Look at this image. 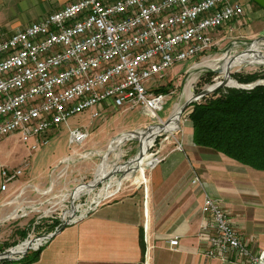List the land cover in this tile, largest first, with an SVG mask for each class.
<instances>
[{
	"label": "built area",
	"instance_id": "obj_1",
	"mask_svg": "<svg viewBox=\"0 0 264 264\" xmlns=\"http://www.w3.org/2000/svg\"><path fill=\"white\" fill-rule=\"evenodd\" d=\"M244 14L242 0H76L24 29L5 33L0 28V141L17 135L35 151L68 119L103 104L125 112L140 107L146 116L164 124L159 112L164 110L167 95L147 84L164 79L176 63L207 54L216 45L211 33ZM254 44L264 55V40L252 42L250 48ZM233 45L247 43L234 40ZM97 116L98 112L92 114ZM89 138V129L83 126L71 132L70 144L82 148ZM176 148L182 151L183 144L177 141ZM88 154L75 149L72 157ZM150 155L153 162L148 169L164 160L157 151ZM29 166L27 159L18 168H2L0 191L6 192ZM192 183L202 186L197 176ZM143 185L147 194V183ZM32 187L25 186L5 204L12 210L3 219L26 218L43 205L51 208L34 222L25 239L32 243L19 244L26 255L17 256L16 261L30 251L42 250L50 241L40 237L58 232L67 221L72 225L85 219L120 190L110 193L107 189L111 186H104L105 200L99 201L104 193L97 198L84 192L71 202L61 192L53 195V181L41 199H28ZM57 207L65 209L54 217ZM202 213L198 240L205 256L223 262L264 264V250L251 248L220 200L206 195ZM45 218L52 219L46 221L51 230L44 228L34 237L36 225H44ZM144 230L148 232L147 225ZM168 243L177 250L179 239Z\"/></svg>",
	"mask_w": 264,
	"mask_h": 264
},
{
	"label": "crops",
	"instance_id": "obj_2",
	"mask_svg": "<svg viewBox=\"0 0 264 264\" xmlns=\"http://www.w3.org/2000/svg\"><path fill=\"white\" fill-rule=\"evenodd\" d=\"M33 1L35 7L29 8L32 17L29 14L31 20L28 24L76 0ZM12 3L13 0H0V28L5 33L21 30L18 26L25 24L13 18ZM242 4L245 7L244 16L222 28L225 36L218 40L213 38L217 44L228 37L230 44L234 40L264 38V7L254 0H242ZM16 27L18 29H13ZM103 110L95 108V112L100 114H103ZM187 121L182 122V133L176 137V143L168 140L160 143L157 152L164 156V160L155 168L149 169L146 174V168L152 164L150 161L153 162L148 154L146 168H142V171L137 170L130 177H125L128 172L125 169L122 171L124 178L113 180L119 190L124 181L134 179L136 174L133 192L119 198L114 196L113 200L103 203L85 219L66 227L42 248L39 259L31 264H240L234 260L223 262L211 259L203 254L198 233L204 220L202 205L206 195L224 204L233 224L253 250H264V171L196 146L189 117ZM135 130L120 132L109 144L119 135ZM13 137L16 136L1 140L0 146ZM127 141L130 140L122 142L119 148ZM177 141L183 144L182 151L176 148ZM18 167L0 166V187L2 168ZM107 167L99 182L114 172L111 171L113 166L108 164ZM30 170L31 165L25 172ZM52 175L49 178L40 176L35 183L29 179L28 173L27 178L22 175L10 184L6 192L0 191L1 211H11L12 207L5 204L15 199L27 185L34 186L28 189L27 195L34 197L33 200L41 199V194L51 186L52 181L56 182L55 175ZM196 176L200 178L202 186L192 183ZM94 182L91 186L79 185L70 196L77 199L80 194L91 192ZM55 188L53 195L57 194ZM145 225L148 226L147 233ZM174 238L179 239L177 250L171 249L168 243L169 239Z\"/></svg>",
	"mask_w": 264,
	"mask_h": 264
},
{
	"label": "rangeland",
	"instance_id": "obj_3",
	"mask_svg": "<svg viewBox=\"0 0 264 264\" xmlns=\"http://www.w3.org/2000/svg\"><path fill=\"white\" fill-rule=\"evenodd\" d=\"M35 1L33 0H13L12 6V15L13 18L19 19L24 25L18 26L20 29H24L32 23H27L31 20L29 17L30 11L29 8L35 7ZM32 14H30L31 16ZM32 17V16H31ZM42 19V18H40ZM39 19V20H40ZM38 20V21H39ZM37 22V21H36ZM228 26V25H227ZM224 26L223 28H226ZM13 28V29H18ZM211 36L218 40L225 36V31L223 29L219 31H214L211 33ZM230 39H226L220 44H217L211 49L207 54L201 57H192L180 63H176L172 68H170L165 75L164 79L156 78L155 80L150 81L147 84V87L153 89H161V92L164 95H167V102L162 112H159V117L163 121H167L170 116L176 115L178 112V106L186 102L187 98H193V94H198L207 87L215 84L217 81H221L225 76L228 70L231 71L232 79L235 80V74L247 75L250 73L261 72L264 70V66L254 65L257 63L263 64L264 59L257 60L260 49L255 48L259 47L258 44H254L251 48L252 41L247 40L246 46H234L230 44ZM250 48V49H249ZM250 50L248 52L247 50ZM230 55L232 58V63L228 62L224 66V71L217 73L215 69L210 68V66H218L219 64L224 63L225 55ZM207 62V67H201ZM200 65V67H195V65ZM206 64V63H205ZM213 69V70H212ZM206 70V71H205ZM237 81V80H236ZM192 83V84H191ZM247 85V84H241ZM249 85V84H248ZM232 89V88H224ZM188 90L191 91V94L187 96ZM186 93V94H185ZM187 96L186 98H184ZM104 108L103 114L99 113V116L92 117L95 110H89L80 115L74 116L66 123L61 125L56 130L50 132L48 136L47 144L40 146L39 149L35 151L30 150V144H25L19 140V137H13L11 140L6 141L3 145L0 146V166L8 167H18L20 164H24L25 160L30 159L31 170L24 172L23 178H27V173L29 174V179L34 183L37 182V179L40 176L49 178L50 174L55 175V180L57 182L55 191L62 193L68 197V200L71 202L73 198L70 196L74 189L79 185L91 184L95 181V175L97 178V170L103 162V153H105L109 147V141L117 136L120 132L127 131H138L145 130L148 126L151 125H161L158 120H154L149 116H146L140 107H136L133 110L127 112L119 110L113 107H108L106 104L99 105L96 107ZM190 109L185 111L182 116L181 121L188 123V112ZM86 127L89 129L90 138L86 145L82 148L78 146H72L70 144V136L73 130H76L81 127ZM141 127V128H139ZM183 124L181 123V129L174 132H159V134L152 136L149 140L150 147L155 141V146L149 147L147 152L149 155L157 151L160 143L162 141H171L176 143V137L181 136ZM156 136V137H155ZM139 140V141H138ZM168 140V141H167ZM141 139H135L127 141L123 144L118 151L116 146L113 148L114 152L110 154L108 164L112 167L111 171H124L129 168L125 164L134 159L140 150L142 149ZM141 144V145H140ZM121 145V144H120ZM79 149L82 153H91V158H82L79 155L74 154V150ZM112 150V151H113ZM96 152H102L101 155ZM85 156V155H84ZM72 157V160L65 161ZM90 157V156H89ZM135 162V161H133ZM147 161L144 162L142 168H146ZM20 165V166H21ZM53 170L55 172H53ZM106 172L108 167L104 169ZM62 171L64 173H62ZM149 169L147 168L146 174ZM62 173V175H60ZM97 173V174H96ZM140 173H142L140 171ZM136 177V174L134 175ZM134 177V179H135ZM114 179H121L120 175H116L109 180L101 183L98 188L93 189L91 192H87V197H97L102 195V198H99V201L105 200L107 192H112L117 190V186L114 184ZM134 179L126 180L123 183V186L117 193V197L129 194L133 192L135 188ZM55 182V183H56ZM107 189L108 186H111L110 189H107V192H103V187ZM112 190V191H109ZM115 196V197H116ZM86 197V196H85ZM115 197H111L105 200L103 203H106L110 200H113ZM118 197V198H119ZM34 197H29L28 199L33 200ZM85 198H83L84 200ZM34 207V206H33ZM38 207V206H37ZM35 208V207H34ZM47 208L50 206H39L38 211H33L30 215L23 219H17L12 221H5L3 218L6 215L7 210L1 212L0 215V253L19 245L23 242L29 233H32L34 222L37 220L38 216H42L47 212ZM65 208H56V211L52 213V216L59 217L64 212ZM44 225H36L34 237L38 238L40 232L45 228L46 230H51V224L46 223L51 218L43 219ZM50 228V229H49ZM29 244V243H28ZM34 251H30V255Z\"/></svg>",
	"mask_w": 264,
	"mask_h": 264
},
{
	"label": "trees",
	"instance_id": "obj_4",
	"mask_svg": "<svg viewBox=\"0 0 264 264\" xmlns=\"http://www.w3.org/2000/svg\"><path fill=\"white\" fill-rule=\"evenodd\" d=\"M234 78L247 85L264 81V70L235 74ZM156 91L162 93L161 89ZM189 109L196 146L264 171V84L250 90L221 89ZM40 253L41 250L19 261H2L0 264H31L39 259Z\"/></svg>",
	"mask_w": 264,
	"mask_h": 264
},
{
	"label": "bare ground",
	"instance_id": "obj_5",
	"mask_svg": "<svg viewBox=\"0 0 264 264\" xmlns=\"http://www.w3.org/2000/svg\"><path fill=\"white\" fill-rule=\"evenodd\" d=\"M255 48H259V47H255ZM223 60H224L223 64H219L218 66L216 65L215 67L214 66H212V67L210 66V68H213L215 70L223 72L224 71V66H226L228 62L232 63V58H231L230 55L227 54V55H225ZM205 63L203 65L201 64V67H207L208 68L209 63L208 64H207V62H205ZM198 66L200 67V65H196L195 67H198ZM219 82L220 81H217L215 84L209 86L208 89H213L217 85V83H219ZM237 86H238V82H236V80L232 79V80H230V82H228V86L227 87L228 88H233V87H237ZM189 94H191L190 90H188L187 96H189ZM187 96H185L184 98H186ZM179 111H180V106H178V112H177L176 115H173V120L169 124H166V125L165 124H161V125H159V127H154L153 130H151L150 132H146L144 130H138V131H135L136 133L135 132H131V133L123 134V135H120V136L116 137L114 140H112V142L110 143L107 151L104 153L103 162H102V164L100 165V167L98 169V173L99 174L96 173L97 174V178H95V181L99 182L100 180H102V177L104 176V173L106 172L104 169L108 166V160H109L110 154L114 152L113 148L115 146H116V148H119V145L122 142L126 141V140L141 139L143 156L139 160H137V161L135 160L136 162H135V164L133 166H132V164L134 162L129 166V168H127L126 171H128V172L126 173L125 177H130L131 173H135L137 170H141L142 166H143V163L146 160H148V158H149L148 153H146L147 152V148H148V140L152 136L159 134V132H161V131L162 132H174V131H176L179 128V124H178ZM89 156H91V155H89V154L85 155V156H83V158H89ZM151 163H152V161H150V164ZM93 185H94V183L92 184V187H93ZM27 245H29V244H27ZM35 246H37V245H35ZM22 250H23V247L20 246L19 248L15 249L13 251V254H17V253L21 252Z\"/></svg>",
	"mask_w": 264,
	"mask_h": 264
},
{
	"label": "water",
	"instance_id": "obj_6",
	"mask_svg": "<svg viewBox=\"0 0 264 264\" xmlns=\"http://www.w3.org/2000/svg\"><path fill=\"white\" fill-rule=\"evenodd\" d=\"M254 1L259 3V4H261L264 7V0H254ZM257 40H264V38H258V39L252 40V42H255ZM249 49L247 50L248 52H250ZM262 58L264 59V55L259 52V55L257 56V60L259 61ZM254 65L264 66V63L263 64L257 63V64H254ZM216 72L220 74V71L216 70ZM230 80H232V76H231V71L228 70V72L226 73V76L219 83H217V85L213 89H208V87H207L206 89L202 90L200 93L193 94V98H187L186 102L183 103L182 105H180V111H179V114H178L179 115V120H178L179 128L177 130L181 129V123H182L181 119H182V116L185 113V111H187L195 103H198V102L202 101L205 97H207V96H209L211 94H214V93H216L217 91H219L221 89L227 88L228 82H230ZM263 83H264L263 80H259V81L255 82V83H251L249 85H241L240 83H238V86L237 87H233V88L250 90V89L255 88L256 86L262 85ZM173 115L170 116L169 119L164 123L165 125L169 124L170 122H172ZM154 127H159V125H151L148 128H146L144 131L150 132L151 130H153ZM142 156H143V152H142V149H141L140 152L138 153V155L134 159L128 161L125 165L126 166H130L133 163V161L139 160ZM116 175H120L121 179L124 178V172L115 171V172L109 174V176L107 178H104V180H109L110 178H112V177H114ZM86 185L87 186H91L90 184H86ZM99 185H100V182H96L95 181L94 185H93V189L97 188ZM68 226H70V223L67 221V222H65L63 224L61 229L58 230V232H56V233H54V234H52L50 236L48 235V236H43V237H40V238L43 239L45 237H49V239L51 240L53 237H55L58 234H60ZM27 242H28L27 240H24L20 245H25V244H27ZM31 243L32 242H29V245ZM18 247H19V245L14 246V247H12V248L0 253V262H2V261H16L17 260V256L22 255V254L26 255V252H24V253L19 252L17 254H13V251L15 249H17Z\"/></svg>",
	"mask_w": 264,
	"mask_h": 264
}]
</instances>
